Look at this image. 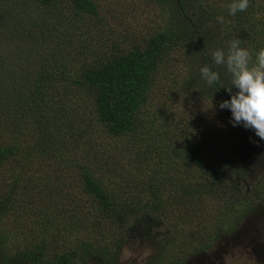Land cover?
Masks as SVG:
<instances>
[{"label":"trees","instance_id":"trees-1","mask_svg":"<svg viewBox=\"0 0 264 264\" xmlns=\"http://www.w3.org/2000/svg\"><path fill=\"white\" fill-rule=\"evenodd\" d=\"M2 1L0 186L7 177L10 185L6 191L0 190V222L17 204L31 206L34 196L40 207L38 214H45L49 197L54 203L64 199L72 213L82 208L81 217L73 215V229H90L81 239L62 237L56 232L52 240L39 241L33 250L27 248L6 256L7 264H84L95 255L105 258L101 264H115L118 242L112 245L114 252H108L107 246L98 248L100 241L94 237L95 232L124 228L134 214L142 211L161 212L179 192L182 203L223 190L237 176L230 139L226 149L213 147V156L203 157L199 141L208 123L201 114L211 106L216 119L223 123L221 129L230 130L231 138L254 131L233 127L230 111L219 108L221 101L229 99L223 88L230 82L226 69H215L220 73L221 88L217 90L205 83L199 70L211 63V52L229 40H240L253 54L264 47V0H249L247 11L235 16L228 15L231 0H153L163 10L162 22L142 45L124 51H96L85 59L80 51L74 55L71 52V33L79 30L81 21L97 18L94 0ZM217 16H224L225 22L217 23ZM174 53L181 54L175 64L171 61ZM180 59L185 65L175 72ZM167 77H172L169 84L163 82ZM158 89L164 90L163 96H175L191 106L181 112L163 108L165 102L159 100ZM72 98L80 100L77 108L71 107ZM169 114L174 118L171 121ZM84 115L89 119L87 123ZM189 122L192 123L186 125ZM170 123L174 135L176 131L182 138L176 136L165 147L153 148L163 151L165 162L170 160L172 167L188 163L198 181L169 183L167 188L165 181L171 180L172 168L166 170L149 163L147 154L136 144L150 134L163 132L159 127L169 128ZM194 126L200 131L189 135ZM132 155L137 157L129 159L130 163L140 171L149 168L162 176L140 172L139 177L125 170V157ZM143 165L146 166L142 168ZM73 185L74 191L65 189ZM142 187L148 199L140 198L142 190H126ZM166 188L174 196L163 202ZM47 191L50 192L46 194ZM251 195L254 200L262 197L264 204V173L262 183ZM246 199L233 202L239 206L235 209L241 212L239 219L251 208V201ZM84 200L86 207L80 205ZM217 223L220 225V221ZM233 223L234 219L227 228H232Z\"/></svg>","mask_w":264,"mask_h":264},{"label":"rangeland","instance_id":"rangeland-1","mask_svg":"<svg viewBox=\"0 0 264 264\" xmlns=\"http://www.w3.org/2000/svg\"><path fill=\"white\" fill-rule=\"evenodd\" d=\"M94 2L98 8L97 18L88 19L85 22L81 21L80 27L79 24L76 26L82 31V35H77L78 29L75 33H71V29H68L72 40L71 52L74 55L75 51H80L84 59L96 51L112 52L117 49L124 51L136 45L140 46L160 27L162 22L163 10L153 0H94ZM2 3L3 1L0 0V4ZM78 46L79 48H77ZM179 55L181 54L174 53L171 61L173 63L177 61ZM176 65L179 66L175 68V72L181 70L185 64L180 59ZM189 71H192L191 66ZM171 78L167 77V79H163V82L169 84ZM163 82L159 81V85L162 86ZM156 92L160 97L159 100L165 102V107L163 106L165 109L181 112L191 106L187 101L185 102L187 104H184L185 100L175 96L171 98V95L169 98L163 96L164 90L158 89ZM70 101L71 107L77 108L80 104L78 99L72 98ZM82 106L85 107V104ZM211 108V106L204 108V113L201 114L203 121L208 123L206 133L199 141L202 155L209 159L213 156V147L226 149L230 139V151L234 152L236 156L234 161L238 169L237 176H234L223 190H214L208 195L202 194L195 200H185L182 203H179L181 199L179 196L182 195V192H179L178 196H175L176 198L168 200V204L161 212L142 211L140 214H134L132 222L124 228L115 231H103L102 234L95 232L94 237L100 241L98 248L107 246L108 252H114L115 247L112 245L115 246L118 242L119 250L114 257L116 263L127 250L134 254L128 264H131L133 259L137 260L139 264H183L189 260L191 261L189 264H214V260H219L225 251V245L242 244L251 249V254L256 258L257 264H264V204L262 205V197L254 200L251 195L255 187L260 182L262 183L264 141L251 131L242 132L239 137L231 138V131L221 129L223 123L221 119H216L214 109L211 110ZM82 117L86 123L89 121L85 115ZM169 119L170 121L174 119L172 114H169ZM190 123L192 122L186 125ZM172 125L171 123L168 124L169 128L166 126L159 127L163 132H157L155 135L150 134L144 138V142L138 141L136 144L139 146L138 150L147 154L149 163L154 162L158 164L159 168L166 170L172 168L169 172L171 180L165 181L167 188H169V183L174 185L179 181L182 184L189 180L198 181L188 163H176L172 167L170 160L168 163L165 162L163 151L153 148L156 145L165 147V144L170 143L176 136L182 138V134L176 131V136L174 135ZM199 131L200 128L195 130L194 126L193 130L188 133L191 135ZM146 138L148 140L145 142ZM160 152L162 156H159ZM135 157L137 156L125 157L128 159L126 164H123L125 170L134 171L139 177H141V173L148 176H162L161 173H156L149 168L140 171L138 167L130 163L129 159H135ZM145 166L143 165L142 168ZM1 185L0 190L6 191L10 185V178L7 177L2 180ZM167 188L163 192V202L169 196H174L171 190ZM65 189L71 192L76 189V186H67ZM119 190L123 191L122 188ZM126 190L129 193L134 191L138 193L144 189L142 187ZM49 192L47 191L46 194ZM138 194L141 199H148L145 191ZM245 199L251 201V208L239 219L237 216H240L241 212L235 210L239 209V206L233 202ZM33 200L37 202L35 196ZM59 201L61 206L51 202L48 197L45 214L44 212L38 214L37 211L40 207L35 202H32L28 208L24 206L25 204L21 206L17 204L15 210L10 209L8 211L0 222V242H2L0 244V264H7L4 261L6 256L15 255L19 251L23 252L27 248L33 250V246L41 240H52L56 232L62 237L69 236L71 239H81L84 231L89 233L90 229L84 231H74L73 229V215L76 216L75 218L81 217L84 212L81 210L82 208H76L75 213H72L64 199ZM86 204L87 201L84 200L80 205L86 207ZM56 217L58 221L55 220ZM233 219V227L227 228L228 222H232ZM218 221H220V225H218ZM216 228L218 229L217 233L214 231ZM82 239L86 238L83 237ZM69 244L71 243L69 242ZM215 245L218 246L216 250L210 251ZM60 247L61 241L59 240L58 249ZM199 247L203 250L201 251ZM48 250L50 253V249ZM146 252L149 253L147 256L144 255ZM104 259H99L96 255L89 256L84 264H101L102 261H105Z\"/></svg>","mask_w":264,"mask_h":264},{"label":"clouds","instance_id":"clouds-1","mask_svg":"<svg viewBox=\"0 0 264 264\" xmlns=\"http://www.w3.org/2000/svg\"><path fill=\"white\" fill-rule=\"evenodd\" d=\"M249 7V0H231L228 4V15L235 16L238 12H245ZM217 23L225 22L224 16L216 17ZM217 66H223L230 76L227 87L229 99L219 104L221 110L227 109L231 113L230 123L233 127L243 126L254 131L255 136L264 141V47L253 54L248 48L242 46L238 39L225 42V45L211 52V63L200 68L201 78L209 87L216 90L220 73ZM233 89L236 91L233 93ZM215 245L210 251H215ZM225 251L214 264H257L251 249L242 244L225 245ZM146 252L144 255L147 256ZM131 251L125 250L118 264H128L133 257ZM139 264V262H137Z\"/></svg>","mask_w":264,"mask_h":264},{"label":"flooded vegetation","instance_id":"flooded-vegetation-1","mask_svg":"<svg viewBox=\"0 0 264 264\" xmlns=\"http://www.w3.org/2000/svg\"><path fill=\"white\" fill-rule=\"evenodd\" d=\"M264 240V239H263ZM136 262H137V260H135V259H133V261L131 262V264H136ZM191 261L189 260V261H186L185 263H183V264H189ZM115 264H118V262L116 263V261H115Z\"/></svg>","mask_w":264,"mask_h":264}]
</instances>
